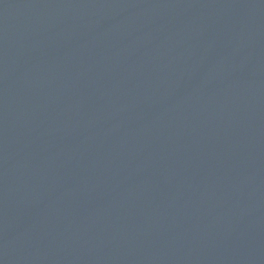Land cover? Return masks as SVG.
I'll use <instances>...</instances> for the list:
<instances>
[{"label":"water","instance_id":"water-1","mask_svg":"<svg viewBox=\"0 0 264 264\" xmlns=\"http://www.w3.org/2000/svg\"><path fill=\"white\" fill-rule=\"evenodd\" d=\"M0 264H264V0H0Z\"/></svg>","mask_w":264,"mask_h":264}]
</instances>
